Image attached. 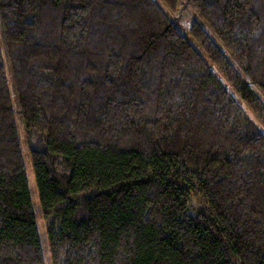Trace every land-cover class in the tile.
I'll use <instances>...</instances> for the list:
<instances>
[{
    "label": "trees",
    "instance_id": "1",
    "mask_svg": "<svg viewBox=\"0 0 264 264\" xmlns=\"http://www.w3.org/2000/svg\"><path fill=\"white\" fill-rule=\"evenodd\" d=\"M185 1L0 0V264H45L8 76L53 264H264V0Z\"/></svg>",
    "mask_w": 264,
    "mask_h": 264
},
{
    "label": "rangeland",
    "instance_id": "2",
    "mask_svg": "<svg viewBox=\"0 0 264 264\" xmlns=\"http://www.w3.org/2000/svg\"><path fill=\"white\" fill-rule=\"evenodd\" d=\"M183 4V9L181 11V15H177V12H172L170 13L166 6L164 4L163 7L165 8L166 12L169 13L170 17L174 18L177 25H179L181 28H184V30H188L191 26V24L194 22V20L201 21L198 13L196 10L185 0H182ZM9 80V85H10V90L12 93V101H13V113L15 120L17 122L19 131H20V139L22 143V154H23V160H24V165H25V170L28 178V184H29V189H30V196L32 200V206H33V211L35 214L36 218V223L38 227V232H39V237H40V244H41V250L42 254L44 257V263L45 264H53L52 262V257H51V252H50V246H49V238H48V225L45 222L44 215L41 210L40 206V201H39V196H38V190L36 186V181H35V175L33 171V166H32V159L30 156V153L27 149V145L25 142V134H24V129H23V120L21 118V115L18 110V104L16 101V96L13 88V83L11 81L10 76H8ZM225 85L228 86L231 90L233 89L230 85L229 82L225 80ZM253 90L264 99L263 94L260 92L258 87L255 85H251ZM235 94V93H234ZM237 99L240 101L246 112L253 117V120L256 122V124H259L261 128H264V125L262 121L257 117V115L247 106L245 103L241 101V99L236 96Z\"/></svg>",
    "mask_w": 264,
    "mask_h": 264
}]
</instances>
